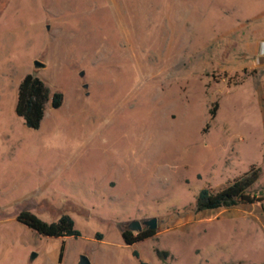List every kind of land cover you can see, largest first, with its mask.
<instances>
[{
    "label": "rangeland",
    "instance_id": "rangeland-1",
    "mask_svg": "<svg viewBox=\"0 0 264 264\" xmlns=\"http://www.w3.org/2000/svg\"><path fill=\"white\" fill-rule=\"evenodd\" d=\"M26 73L63 93L37 129L15 113ZM251 165L261 202L195 209ZM262 205L264 0H0V264H264ZM23 209L81 235L59 260Z\"/></svg>",
    "mask_w": 264,
    "mask_h": 264
},
{
    "label": "trees",
    "instance_id": "trees-1",
    "mask_svg": "<svg viewBox=\"0 0 264 264\" xmlns=\"http://www.w3.org/2000/svg\"><path fill=\"white\" fill-rule=\"evenodd\" d=\"M63 102V93L59 90L51 92L49 87L35 74L26 73L18 85L15 113L22 117L24 124L33 129L41 125L45 114L46 104L58 108ZM261 174V168L251 165L247 171L233 178L224 187L213 190L209 187L202 188L196 197L195 209L197 211L206 209H217L220 207H231L240 203H255L263 200L254 191V184ZM264 211V205H262ZM16 221L35 231L37 234L49 237L61 238L59 260L63 256L65 237H78L81 232L75 228L74 220L66 213L61 214L56 220L45 221L30 210L23 209L16 215ZM154 229H145L137 233L126 229L121 233L125 244L132 245L143 239L153 236ZM157 255L165 258L168 251L156 250ZM133 255L138 259L139 264H149L139 258L136 250Z\"/></svg>",
    "mask_w": 264,
    "mask_h": 264
},
{
    "label": "water",
    "instance_id": "water-1",
    "mask_svg": "<svg viewBox=\"0 0 264 264\" xmlns=\"http://www.w3.org/2000/svg\"><path fill=\"white\" fill-rule=\"evenodd\" d=\"M46 65L45 63H43L42 61L40 60H37V59H34L33 60V69L35 71L41 69V68H44ZM80 75H83V72L80 73ZM84 86L86 87L87 84H84ZM142 224H145L148 226L149 229H155L156 228V218L153 217L151 219H148V220H144L142 223L139 221V220H132L128 223V229L129 230H132V231H141L142 229ZM36 253L35 252H32L31 253V258H34L36 257ZM77 264H91L89 258L84 255V254H80L79 257H78V262Z\"/></svg>",
    "mask_w": 264,
    "mask_h": 264
}]
</instances>
